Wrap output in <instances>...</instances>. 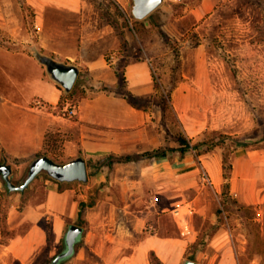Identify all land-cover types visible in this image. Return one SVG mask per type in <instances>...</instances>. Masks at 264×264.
Returning <instances> with one entry per match:
<instances>
[{
	"label": "crops",
	"instance_id": "0c3cea01",
	"mask_svg": "<svg viewBox=\"0 0 264 264\" xmlns=\"http://www.w3.org/2000/svg\"><path fill=\"white\" fill-rule=\"evenodd\" d=\"M29 1L39 9H65L76 18H85L84 0ZM214 1L201 0L192 9L195 17L209 12ZM82 29V34H92L88 26ZM105 52L95 51L89 57L81 50L63 53L65 62L78 67L85 64L88 69L72 98L62 99L63 107L74 109L72 115L57 110L64 90L52 79L36 90L48 101V108L18 104L15 143L1 144L6 153L19 157L46 152L54 157L55 153L42 151L48 140L50 148L65 151L67 158L62 161L83 156L88 178L61 182L40 174L29 184L30 196L23 200L29 185L23 191L6 193L0 175V264H29L48 237L52 242L61 240L69 224H79L81 201L85 203L81 221L89 229L84 234L80 223L83 230L77 241L94 242L95 253L111 259L110 264H148L150 258L161 264H184L187 259L195 264H242L250 237L242 232L234 235L229 218L217 211L225 182L221 148L197 156L192 150L180 151L177 142L169 144L161 109H144L131 102V95L144 97L151 92V64L146 59L130 60L119 73ZM186 87L183 81L176 85L171 99L186 137L194 141L212 127L213 119L210 122L212 116L191 99L193 92ZM162 147L172 150L166 155L151 154ZM201 170L209 175L210 184L200 181ZM228 183V195L243 206H253L255 219L260 221L264 151L237 146ZM93 193L95 198L88 203ZM110 210L129 217L131 225L119 233L109 232L106 217ZM263 259L264 253L256 251L251 263L261 264Z\"/></svg>",
	"mask_w": 264,
	"mask_h": 264
},
{
	"label": "rangeland",
	"instance_id": "374dc122",
	"mask_svg": "<svg viewBox=\"0 0 264 264\" xmlns=\"http://www.w3.org/2000/svg\"><path fill=\"white\" fill-rule=\"evenodd\" d=\"M200 1L164 0L147 16L136 19L131 13L132 0H84L83 19L65 9L47 6L39 9L29 0H0V157L5 154L14 163L16 177L35 154L15 157L1 145L15 143L18 104L31 108L49 106L36 90L51 78L34 51L62 60L65 52L81 50L89 57L104 50L105 58L119 73L124 63L146 59L152 69V90L137 97L146 109L160 107L168 90L183 81L193 92L191 99L212 116L210 122L213 119L212 127L194 141L200 140L205 132L215 131L236 137L238 146L264 151V0H215L209 12L197 18L192 9ZM83 25L92 34H82ZM79 67L71 92H64L61 87L64 94L58 111L67 113L70 105L63 107L62 99L72 98L87 76L85 64ZM119 86H123V81ZM166 103L161 123L163 127L167 123L170 130L167 139L174 145L172 134L185 133L174 110L171 92ZM49 146L47 140L42 151L55 153L59 160L67 158L64 150ZM200 148L205 150V145ZM230 152L231 161L233 149ZM30 185L24 190L23 200L30 196ZM94 198L93 193L87 202ZM217 211L229 218L234 235L240 232L249 235L246 254L240 261L252 264L251 257L256 251L264 253V228H261L264 213L257 221L255 208L237 203L224 187L217 198ZM106 221V229L112 233L131 225V219L119 211L110 210ZM239 221L241 225H237ZM80 223L85 234L89 228L85 220ZM22 228L25 230L27 224ZM8 233L11 234L10 230ZM94 247V242L77 241L73 254L63 264H110L112 260L99 257ZM62 249L61 240L52 242L48 237L29 264H49ZM148 264L161 263L150 258Z\"/></svg>",
	"mask_w": 264,
	"mask_h": 264
},
{
	"label": "water",
	"instance_id": "95a60500",
	"mask_svg": "<svg viewBox=\"0 0 264 264\" xmlns=\"http://www.w3.org/2000/svg\"><path fill=\"white\" fill-rule=\"evenodd\" d=\"M163 0H132L131 13L134 18L142 19L157 8ZM35 58L45 67L49 77L59 84L64 92L73 87L79 73V67L71 62L55 59L47 54L34 51ZM12 167L6 159L0 161V175L6 188L10 191H23L36 177L44 171L51 178L58 181L86 182L88 178L87 164L83 156H75L65 162H57L47 155H39L28 163L27 174L20 183L11 179ZM82 226L76 223L69 224L63 235V249L51 260V264H58L61 259L71 256L75 243L82 233ZM184 264H195L193 259H187Z\"/></svg>",
	"mask_w": 264,
	"mask_h": 264
},
{
	"label": "trees",
	"instance_id": "16d2710c",
	"mask_svg": "<svg viewBox=\"0 0 264 264\" xmlns=\"http://www.w3.org/2000/svg\"><path fill=\"white\" fill-rule=\"evenodd\" d=\"M56 85L59 88H61V86L59 84H56ZM70 92H71V90L68 93H70ZM170 92L171 91L169 89L168 92H167V94H166V97L163 96L161 98L160 103H159L160 104V107L159 108L162 111V118H164L166 109L168 107V104L166 102H167V100L170 97ZM131 102L133 104H135V105H138V106L143 107L144 109H146L141 104L140 100L137 97L133 96V95H131ZM164 128L166 130V133L170 132L167 123H164ZM172 137H173L174 141L177 142L178 149L180 151L192 150L195 153V155H197V156H199L200 154H202L204 152H208V151L213 150L218 145L221 146L222 147L223 177L225 179V182L223 183V186L222 187L228 189V186H229L228 179H229L230 170H231V161H230V154H231V152L230 151H231V149L234 150L238 146V143H239V141L236 139V137H234V136H232L230 134H225V133L215 132V131L205 132V134L203 135V137L200 140H197V141H192L191 139L187 138L185 135H183L180 132L173 133L172 134ZM202 145H205V150H201L200 147ZM171 150H172L171 147H162V148L153 149L151 151V154L152 155H166ZM39 155H48V154L46 152H41V153L35 154L32 158H34L36 156H39ZM49 157H51L53 160H55L57 162H65V161H62V160H58V159H56L53 156H49ZM4 159H6L7 162H9L11 164L12 171H11V175L10 176H11L12 181L15 182V183H20L24 179V177L26 176V174H27L28 163L30 161H28L25 164V166L23 168V171H22V174H20V176L17 178L16 177V167H15L14 163L12 161H9L8 160V156L5 155V154H3L0 157V161H3ZM40 174H43L45 177H48L50 179H53V178H51L44 171H42L39 174H37L36 177L38 175H40ZM53 180H55V179H53ZM55 181H57V180H55ZM4 184H5V182H4ZM4 192L11 193V192H14V191L8 190L6 188V185H5V191ZM17 192H20V191H17ZM224 194L226 195L227 193H224ZM84 205H85V203L83 201H81L80 202V210H79V213H78V221H77V222H79V225H80L81 214L83 212ZM61 241L63 243V237H62ZM68 258H70V256L67 257V258L61 259L58 264H63ZM49 264H51V261L49 262Z\"/></svg>",
	"mask_w": 264,
	"mask_h": 264
},
{
	"label": "built area",
	"instance_id": "2783aa9c",
	"mask_svg": "<svg viewBox=\"0 0 264 264\" xmlns=\"http://www.w3.org/2000/svg\"><path fill=\"white\" fill-rule=\"evenodd\" d=\"M113 56L110 55V58H112ZM74 113V109L73 108H68L67 110V114L68 115H72ZM199 179L203 184H210L211 180L209 178V175L207 174V172L205 170H201L199 173Z\"/></svg>",
	"mask_w": 264,
	"mask_h": 264
}]
</instances>
